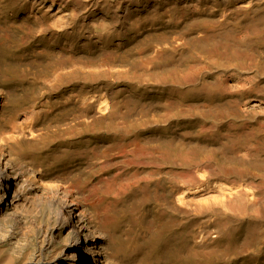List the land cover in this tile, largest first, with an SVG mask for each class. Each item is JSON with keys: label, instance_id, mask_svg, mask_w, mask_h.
<instances>
[{"label": "rangeland", "instance_id": "obj_1", "mask_svg": "<svg viewBox=\"0 0 264 264\" xmlns=\"http://www.w3.org/2000/svg\"><path fill=\"white\" fill-rule=\"evenodd\" d=\"M203 1L193 10V0H0V134L13 126L41 130L46 142L29 157L49 176L68 173L77 188L95 186L105 173L159 170L116 203V245L151 246V221L177 177L183 192L195 189V208H207H183V222L160 238L149 264H184L193 232L231 213L238 218L232 249L217 262L264 264V14L254 22L227 19L223 0ZM103 97L113 100V129L122 130H85ZM84 98L92 107L81 109ZM161 151L173 158L156 160ZM245 186L256 192L259 218L224 212L218 203L226 192L229 204V190Z\"/></svg>", "mask_w": 264, "mask_h": 264}, {"label": "bare ground", "instance_id": "obj_2", "mask_svg": "<svg viewBox=\"0 0 264 264\" xmlns=\"http://www.w3.org/2000/svg\"><path fill=\"white\" fill-rule=\"evenodd\" d=\"M151 1L156 3L157 0H151ZM193 1H194L193 3H195L193 5L194 8L193 10L195 9L199 10L201 9V7H203L202 5H204L203 0H193ZM223 2L225 9L223 10L222 17L227 19L230 18L231 16H234L235 19L242 18L245 20H253L254 19L253 17L258 16L259 18V16H262L264 14V0H223ZM206 4H208L207 1ZM153 5L156 7L155 4ZM187 10L186 12H188ZM27 18L29 19V17ZM260 18H263V16ZM64 19H66L67 21V16H65ZM221 19L220 21H223ZM256 20H253V22ZM52 24L53 26L57 27L56 21H53ZM101 25H102V29H106V27L108 26L107 24H103V23ZM63 26H65V24ZM45 28H49V27H45ZM53 29L55 28L53 27ZM85 98L81 101V104L83 106L81 109L88 108L89 106V104L87 103L88 98L87 99ZM3 101L4 98L0 94V105H2ZM89 102L91 101L89 100ZM90 106L92 107V105ZM113 106L114 104L112 99H108L106 97L101 98L97 102V106L96 107L93 106L95 107L94 117L84 121L85 130L91 132L94 131L97 132L98 128L101 129L102 132L103 130H107L109 128L110 130H114L116 132L122 130L123 128H118V127L113 129V126H115L114 124L115 118L113 117L114 112H112ZM13 127H15L16 129L12 128V133L10 135L3 136L0 134V264H149L148 257L150 255V252L151 250L153 251V248L157 246L160 238L164 235L169 234L168 232L171 231L172 229L173 230L178 229L179 228L178 224L179 223L181 224V222H183V208L185 207H188V209L190 207L195 208V204L193 203L191 198L193 196H196L197 192L195 191V189L194 191L187 189L188 191L183 192V179L179 176L177 177L179 184L172 189L171 193H169L170 198L168 199V201H166L161 207L159 206V208L156 209V212L154 214L155 216L151 221L149 232L150 234H152L154 243L151 246H141L140 244H138V242L135 243L130 242L131 244H128L126 246H124V242H123V246L116 245L114 242V238L116 235L115 231L120 225V217L118 216L117 213L116 214L114 213V208L116 203L121 200H124L125 197L128 196V194H136V192L139 189H141L144 185L156 179V177L160 175V171L159 170L155 171L154 169H150L147 174L141 173L139 170L130 171L128 173H121L119 171L121 174L113 175L109 173L107 174L102 173L104 172V170L102 169L99 170L100 167H98L97 173H102L104 175H107L104 177L99 176L100 179L97 182L98 184H96L93 187L91 186L89 187L84 186L81 188L73 187L74 185H72L69 182L68 173L66 175L60 174L58 176H54L56 174L55 173L53 176H49L40 169V167L36 164L37 162H35L36 160L34 161L29 157L31 156V154L29 155V153L37 152L38 148L45 144L46 138L44 137V135L40 134L42 131L41 130L35 131L34 128L33 129L31 127L26 128V126L25 128L23 127L17 128V126H13ZM38 131L41 132L39 133ZM67 138L65 139L69 140ZM136 147L139 148L137 145ZM65 151L66 150H63L61 152L64 153ZM170 152L171 151H163V152L161 151V153L158 152L159 158H157L156 160L159 159V161L163 163L166 160L173 158ZM125 154L122 155L125 156ZM174 159L183 162V157L174 158ZM193 160L195 161V158ZM97 163L99 162H96L95 164ZM154 165H156L155 162ZM209 166H211V164ZM129 169L131 170V167ZM188 180L189 179H187V181ZM187 181H185V183L189 184L188 183L189 181L188 182ZM79 184H81V182ZM248 184H246V186H248ZM246 186L244 187L246 190H243L244 189L243 187H241L242 189L241 188L234 189L233 187H231L233 189L229 190L228 196L234 197V200L231 201L229 204H227V201H225L226 200L225 194L227 193L224 192L225 194L222 193L221 195L223 198L219 200L218 203H220V206L222 207L224 212L233 211L237 213L238 216L244 215V216H248L249 218H259L261 216V213L257 207L258 205L255 203V197H257L255 196L256 192H254L253 191L254 188L252 189L251 187L250 188L248 187L247 190ZM236 188L239 187L237 186ZM220 189L223 188L221 187ZM220 194L221 191L219 194L215 193V195L218 196H220ZM194 198L196 199V197ZM127 201H129V198ZM204 206H199L198 208L196 206L195 210L201 211L203 209H206L207 207ZM192 214H197V213H192ZM231 215L232 216H228V215L224 216L228 221L224 222L223 224H221L219 220L218 225L217 223L216 224L212 223L208 227L205 226L206 229H204L203 231L195 230L196 232H193L192 241H191L192 243H190L187 246L182 256L186 259L187 264H219L217 262V258H220L221 260L224 261L226 256L229 254V251H231L232 249L233 240L230 236V230L234 229L236 226V224L234 225L233 223V219L236 216L233 217L232 213ZM236 219L238 220V218H235V220ZM240 219L241 218H239V221H241ZM222 221L223 220H221V222ZM177 232L175 231L176 234ZM182 235L180 236L182 237ZM120 238L118 239L119 241H121ZM121 255L122 258L120 257ZM170 255L173 256L172 253ZM186 261L184 260V264Z\"/></svg>", "mask_w": 264, "mask_h": 264}]
</instances>
